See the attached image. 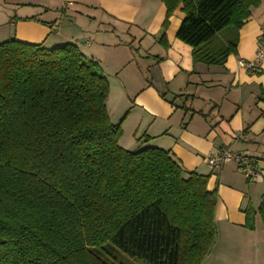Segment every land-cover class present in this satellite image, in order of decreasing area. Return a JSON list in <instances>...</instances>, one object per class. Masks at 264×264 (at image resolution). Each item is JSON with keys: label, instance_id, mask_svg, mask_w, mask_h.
Here are the masks:
<instances>
[{"label": "trees", "instance_id": "1", "mask_svg": "<svg viewBox=\"0 0 264 264\" xmlns=\"http://www.w3.org/2000/svg\"><path fill=\"white\" fill-rule=\"evenodd\" d=\"M161 39L182 6L177 38L193 60L224 65L261 0H161ZM225 32V35H221ZM110 83L74 43H0V264H203L216 239V189L157 146L127 149L111 121ZM264 226V194L245 210Z\"/></svg>", "mask_w": 264, "mask_h": 264}, {"label": "crops", "instance_id": "2", "mask_svg": "<svg viewBox=\"0 0 264 264\" xmlns=\"http://www.w3.org/2000/svg\"><path fill=\"white\" fill-rule=\"evenodd\" d=\"M12 1L38 7L13 16L1 9L7 28L0 36L48 47L74 43L100 63L110 83L109 115L121 124L123 147H161L188 172L209 175L208 188L218 192L217 239L203 264H264L260 216L255 229L245 227V210L258 209L264 181L249 180L236 161L218 168L210 163L224 147L264 159V59L255 70L239 63L255 58L264 0L238 30L237 51L224 65L195 62L192 47L177 38L182 6L163 40L161 0Z\"/></svg>", "mask_w": 264, "mask_h": 264}, {"label": "built area", "instance_id": "3", "mask_svg": "<svg viewBox=\"0 0 264 264\" xmlns=\"http://www.w3.org/2000/svg\"><path fill=\"white\" fill-rule=\"evenodd\" d=\"M72 5L73 2H69ZM264 59V31L262 38L258 46L255 58L251 61L240 60V65L249 69H257V64ZM236 161L239 169L244 175L252 181L263 182L264 181V159L256 156L238 153L232 151L228 147L222 148L216 156L210 158V163L214 167H220L228 162Z\"/></svg>", "mask_w": 264, "mask_h": 264}, {"label": "rangeland", "instance_id": "4", "mask_svg": "<svg viewBox=\"0 0 264 264\" xmlns=\"http://www.w3.org/2000/svg\"><path fill=\"white\" fill-rule=\"evenodd\" d=\"M0 1L2 2L5 0H0ZM33 1H37L38 3H41L42 0H33ZM31 3H35V2H31ZM43 3H46V1ZM4 5H5V7L0 8V10L4 9L5 12L11 11L10 14L12 16L15 15L16 12H22V11L24 12L27 10H33L34 8L38 7L35 5H31V4L18 5V4H15L12 0H7V2L4 3ZM4 18H5L4 12L0 11V32H1L2 28H7L6 25L2 24L4 21ZM68 19L69 18L67 17L66 18V24L67 23L70 24V20H68ZM221 35H225V32H223ZM6 40H8V38H6L5 36L4 37L0 36V43L4 42ZM118 255H119L120 264H145L142 260L137 259V258H133V257H131L125 253H118Z\"/></svg>", "mask_w": 264, "mask_h": 264}]
</instances>
